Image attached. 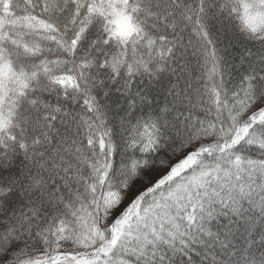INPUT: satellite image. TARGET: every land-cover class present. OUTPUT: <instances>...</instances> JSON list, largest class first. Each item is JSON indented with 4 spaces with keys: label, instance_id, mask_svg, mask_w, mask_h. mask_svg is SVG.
<instances>
[{
    "label": "snow or ice",
    "instance_id": "obj_1",
    "mask_svg": "<svg viewBox=\"0 0 264 264\" xmlns=\"http://www.w3.org/2000/svg\"><path fill=\"white\" fill-rule=\"evenodd\" d=\"M0 264H264V0H0Z\"/></svg>",
    "mask_w": 264,
    "mask_h": 264
},
{
    "label": "trees",
    "instance_id": "obj_2",
    "mask_svg": "<svg viewBox=\"0 0 264 264\" xmlns=\"http://www.w3.org/2000/svg\"><path fill=\"white\" fill-rule=\"evenodd\" d=\"M135 190V189H134Z\"/></svg>",
    "mask_w": 264,
    "mask_h": 264
}]
</instances>
